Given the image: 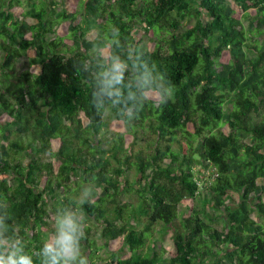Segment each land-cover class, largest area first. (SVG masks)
<instances>
[{"label":"trees","instance_id":"1","mask_svg":"<svg viewBox=\"0 0 264 264\" xmlns=\"http://www.w3.org/2000/svg\"><path fill=\"white\" fill-rule=\"evenodd\" d=\"M26 1L20 15L0 6V238L11 245L5 256L14 250L43 264L50 212L67 218L70 208H80L103 240L123 236L131 250L95 261V239L85 227L79 245L84 239L92 264H264V40L259 47L244 41L264 32V0H79V11H70L68 0ZM252 9L245 19L236 15ZM190 18L195 22L182 29ZM64 21L69 35L60 36ZM154 28L160 38L150 47L138 35ZM95 29L97 37L87 38ZM224 50L232 60L220 64ZM143 82L161 93L160 103ZM108 111L127 122L146 120L139 126L155 135L135 162L131 155L119 159L124 136L108 130ZM223 124L227 130L218 129ZM180 131L187 146L176 148ZM112 139V156L89 159ZM43 153L55 158L57 172L52 163L43 173ZM113 159L119 166L112 172ZM195 161L216 170L204 190ZM132 168L135 182L111 185ZM73 183L87 191L81 203L71 196ZM132 188L140 192L133 207L119 199ZM234 196L238 205H228L227 216L209 212L218 199ZM187 198L193 206L181 209ZM136 214L148 217L145 230L132 223H139ZM158 222L173 232L170 256L141 252Z\"/></svg>","mask_w":264,"mask_h":264},{"label":"rangeland","instance_id":"2","mask_svg":"<svg viewBox=\"0 0 264 264\" xmlns=\"http://www.w3.org/2000/svg\"><path fill=\"white\" fill-rule=\"evenodd\" d=\"M79 0H68L66 2V7L70 10V11H79V4H78ZM144 1V0H143ZM29 3L26 0H13L12 2L10 0H0V6H8L12 12L15 15H20L21 13L25 12L28 8H29ZM255 14V10H249L248 13L245 12H240L239 10L236 12V15L240 18L245 19V16H252ZM79 19V18H78ZM29 20V19H27ZM25 22H27L25 20ZM195 22L194 18H190L188 20L183 21V27H187L192 25ZM69 21H64L57 29V34L60 36H66L69 35ZM97 33L98 30L95 29L91 32H89L86 36L89 39H95L97 37ZM164 33V32H163ZM138 38H144L145 41L148 43V45L150 47L155 46V42L158 41V39L160 38L159 33H158V29L154 28L151 29L150 32H146L144 29H142L138 35ZM259 39V42H256V39ZM77 39V37L75 38ZM264 40V32L260 33L257 37H251L250 35H248V39H244V41H247V44H251V46L253 47H259L261 41ZM66 43H68V45H73L74 44V40L72 38H69L68 36L65 38ZM75 46V45H74ZM10 50V48H9ZM105 55L108 54L109 49H105ZM5 54V50L0 51V58H3ZM34 52L33 50L30 51L28 53V57H33ZM23 58V57H22ZM218 62L221 63H229L232 60V56H231V52L230 50H224L218 57H217ZM69 63L66 65H62L61 68L63 70H68L69 68ZM32 71L34 73L37 72V67L33 66L31 67ZM144 87L147 89V96L152 98L154 101H156V103H160L162 97H161V93L155 89H153V87L146 83L143 82ZM4 117H0V123L2 124V122L4 121ZM106 119L109 122V126H108V130L111 131L112 133H121L124 136V142H125V151L124 153L120 156V160L124 161L126 159V157H128L129 155H131V161L135 162L137 160L136 157V153L140 150H144L149 141L152 140L154 141L155 135L151 132H148L147 129L140 127L139 125L145 124V121H137L134 119H130L128 122L125 120H121V119H117L114 115V113H112L111 111H108L106 114ZM218 129H223V130H227V126L225 124L220 125ZM189 131H192V126H189L188 128ZM184 132L180 131L179 137H182ZM28 137L31 138L30 135L27 134ZM101 139H104V137L102 135H100ZM166 141L170 140V136H165ZM186 138H181V143L175 142L174 146L176 148H178L180 145L183 146H187V142H186ZM197 142V141H196ZM59 145V140L58 139H54L52 141V148L55 151L58 148ZM115 145H116V141L114 139H112L108 145L100 147V149L96 150L95 152H91L89 154H87L89 156V159L93 160L98 158L102 152H107L110 154V156H112L113 152L115 151ZM189 148V147H188ZM187 148V150H188ZM190 151V150H189ZM151 152V151H150ZM150 152L146 153V157H148L150 155ZM74 153L77 155V157H79L82 161V156L84 153L82 151V149L79 146H76L74 148ZM190 152H188L189 155ZM91 155V156H90ZM195 157H197L195 155ZM42 167H43V173H46L48 171V167L50 164L53 163L54 165V169L55 172L58 171V163L56 162L55 158L52 157L51 155H49V153H43L42 154ZM25 160L28 159V157L26 156V158H24ZM86 161H82V163H85ZM112 172L113 170L119 166V161L118 160H112ZM193 167H194V171H195V176H197V178L200 181V190H204L206 189L207 185L213 181V179L216 176V170L214 167L212 166H204L201 163H199L198 161H195L193 163ZM118 179L120 181L118 182H114L111 181V185H115L117 187H125L130 186L131 183L135 182L137 179V172L135 168H132L130 171L126 172V176H120L115 174V176H113V180ZM73 187L75 189H71V196H73V198L76 200V203H81L83 201V198L85 197V195L87 194L86 189H83L81 187H77L75 183L72 184ZM99 190H101V187L98 186L97 187ZM131 191L129 193L126 194H122L120 195L119 199L121 201V203H125L128 204L129 206H136L138 204L139 201V195L140 192L137 191L138 189H130ZM61 195V197L65 196V192L63 189H61V192L59 193ZM95 200V199H94ZM49 203L53 204L54 203V198H49ZM194 201H192V199H185L183 201V203L181 204L180 208L181 209H185V210H190L188 209V206H193ZM228 205H231V207L233 209H235L238 205V199L236 196H234L233 198H220L216 201V206L215 207H211L209 209V212L212 213L213 215H224L227 216L228 212H226V207ZM128 206V207H129ZM131 208V207H129ZM69 214L68 217L70 216H74V223H76L78 226L80 225L81 221H83V225H84V236L86 237L87 233L85 231V227H91V231H90V235L89 237L91 239H95V243H96V249H95V254L97 255V257H95V261H102L103 258H107L110 257L111 254H116L120 257H127L130 255V249L128 247V245L126 244V240L125 238L119 237L116 239H112L109 240L108 242L106 240H103L100 236H99V232H100V228H98L96 226L97 222L95 219L92 218H88L87 215L80 209V208H70L69 210ZM137 215V221L139 222L137 224V222L134 221V219H131L132 223L136 226L137 231H142L146 229V226L148 224V217L146 215ZM253 217H255L256 219H258V214L257 212L253 213ZM56 218H60L63 219L64 217L61 215V213L59 212L58 214L55 212H50L49 215V229L51 230V234L49 237V240L47 243H50L58 234L57 233V226H55V222H56ZM218 226L222 225V222L217 223ZM147 238L145 239V244L144 246L141 247V252H143L144 255H147L145 253H149L151 249L153 250V254H158V255H165V256H170V252L172 250V235L173 232L171 230L170 226H166L163 223H156L154 224V226L151 228L150 231H147ZM82 243H83V247H80L81 253L86 257L88 256V254L90 253V250H88L86 248V242L84 241V239H82ZM13 246H18V242H15L13 244ZM154 247V248H153ZM87 258V257H86ZM88 259V258H87ZM100 263V262H99ZM78 264H79V259H78ZM88 264H92L91 260H88Z\"/></svg>","mask_w":264,"mask_h":264},{"label":"clouds","instance_id":"3","mask_svg":"<svg viewBox=\"0 0 264 264\" xmlns=\"http://www.w3.org/2000/svg\"><path fill=\"white\" fill-rule=\"evenodd\" d=\"M173 94L174 88L170 92V99ZM55 226H57L58 234L50 243L45 244L43 252L46 259L43 264H72L77 258H79V264H88V259L81 253L79 245V240L84 236L83 221L78 226L71 217L56 218ZM6 247L10 248V243L0 238V264H32L27 257L17 258L14 250L5 256Z\"/></svg>","mask_w":264,"mask_h":264}]
</instances>
